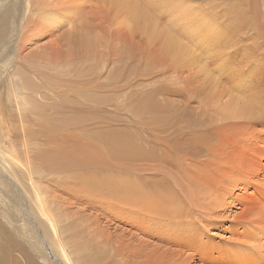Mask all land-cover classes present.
Instances as JSON below:
<instances>
[{
	"label": "rangeland",
	"instance_id": "1",
	"mask_svg": "<svg viewBox=\"0 0 264 264\" xmlns=\"http://www.w3.org/2000/svg\"><path fill=\"white\" fill-rule=\"evenodd\" d=\"M54 1L60 7L65 2L66 6L83 4V0ZM86 1L113 22L105 36L100 34L99 38L105 37L102 51L101 44L89 42L79 32V28H85V14L61 26L58 18L40 26L37 19L35 28L25 31L26 24L16 21L15 10L26 9L27 4L18 6L21 0H0V5H7L2 10L8 23L6 33L0 34V69L4 66L0 70V112L4 116L2 134L0 131V228L11 232L14 242L22 241L36 264H156L144 256L145 252L144 257L135 252L132 256L123 253L124 238L125 242L130 241L129 232L136 233L133 228L141 220L116 215L120 195H100L92 180L97 196L88 194L86 191L91 188L71 177L79 171H83L82 177L95 171L107 173L109 178L114 172L117 179L131 178L128 181L138 185L141 196L156 200L162 194H171V200H180L173 207L180 205L181 214L174 218L152 216L147 223L152 235L136 233L153 244L174 250L171 264H186V258L177 255V251L197 256L202 262L213 256L212 241L222 237L216 236L212 223L215 221L223 225L222 240L233 237L231 245L225 242V250L236 243L238 247L251 244L249 249L240 251L239 260L242 264H256L247 261L246 256L258 252L256 262L263 263L264 0H166L168 7H159L157 12L148 8L151 0H135L154 18L152 39L143 26L131 24L106 1L103 6L95 0ZM42 30L55 31L50 39L64 35L73 48L77 40L78 47L98 51L90 56L91 62L58 65L60 59L44 50L56 42L44 39ZM117 30L145 58L138 73L143 100H131L135 88L132 89L129 76L128 87H118L111 81L116 80L117 73L107 59L109 33ZM192 32L197 37L189 41ZM171 38L173 42L180 38L191 46L185 48L184 44L183 55L168 53L165 45ZM58 42L64 45V41ZM186 49L194 54V59L186 58ZM108 72L112 78L106 82L107 88L94 89L95 83L90 84L89 80L95 81L99 73ZM14 84L19 88L15 93ZM251 98H256L252 106L246 104ZM150 99L161 108L150 107ZM109 134L115 138L130 137L140 151L132 150L126 158L111 155L108 140L117 139H109ZM73 159L82 163L70 161ZM199 176L216 180V193L204 203L190 199L186 204V182ZM221 188L234 191V204L220 196ZM200 203L204 206L196 208L195 204ZM221 203L235 208L228 209V213L234 211L233 216L245 211L250 220L236 224L222 219L227 208L220 207ZM240 205L245 206L241 209ZM139 245L137 239L132 244Z\"/></svg>",
	"mask_w": 264,
	"mask_h": 264
},
{
	"label": "bare ground",
	"instance_id": "2",
	"mask_svg": "<svg viewBox=\"0 0 264 264\" xmlns=\"http://www.w3.org/2000/svg\"><path fill=\"white\" fill-rule=\"evenodd\" d=\"M17 1V0H16ZM92 1V0H91ZM97 4L100 5H104L106 4L105 1L107 3H109L110 5H112L115 9H118V12H121L125 15L126 18H128L129 20H131V24L134 23V26H143L144 30H147L149 33V37H153V34H155V32H153V30L155 29V22H154V18L151 16V14H149L147 11H145L144 9H142L141 7H139V5L136 3L135 0H132L129 3H125L123 0H95ZM65 2V7H60V5L58 4V2L54 1V0H21V2L19 3L18 6L22 5V4H27V8H18L15 10V15L16 13L18 14V18H16V21H19V23L22 24H26V27L24 28L25 31L31 30L32 28H35L34 24H37L36 20H39V26L41 23L45 24L46 20H51L53 22H55L56 18H58L60 20V26L64 25L65 23L69 24L70 20L73 18H78V16L80 15V17L85 14V18H83V20H87V22H85V28H79V32H83V36H85V38H87V40H89V42H95V44H101V50L104 48V42L103 40H105V37H100V34L104 35L107 34V30H109L110 24H112L111 22H108L105 18V16L102 14V12L100 11V9L98 10L97 8H95L94 6L92 7L90 5L89 2H87L86 0H83V4L82 3H78L74 6H66ZM166 0H151L150 1V7H148L150 10H154V11H158L159 7L162 6H167L168 4H166ZM94 4V2H93ZM7 5L2 3L0 5V14H1V18H0V34H5L6 30H7V15L3 14L5 10H2L6 7ZM177 7H181V5H177ZM164 8V7H163ZM87 9V10H86ZM49 10V11H46ZM104 10V9H103ZM164 10V9H163ZM61 11V13L59 12ZM87 11V12H86ZM105 11V10H104ZM39 13V14H38ZM120 14V13H118ZM242 14V13H241ZM14 15V16H15ZM123 16V15H122ZM50 17V18H48ZM65 17V18H64ZM239 17V16H238ZM123 18V17H122ZM243 18V17H242ZM124 19V18H123ZM155 20H157V18L155 17ZM241 20V18H240ZM239 21V20H238ZM237 21V22H238ZM248 21V20H247ZM47 24L49 23L48 21H46ZM241 22V21H239ZM72 23V22H70ZM110 23V24H109ZM46 24V25H47ZM42 25V24H41ZM128 25V24H127ZM126 25V26H127ZM131 27H133L131 25ZM127 30V28H125ZM131 29V28H130ZM129 29V30H130ZM133 29V28H132ZM128 30V32H129ZM134 30V29H133ZM43 31V30H42ZM41 31L42 37L44 39H47L48 41H50L51 43L56 42V44H54L53 46H50L49 48L44 49L45 51L50 52V55L54 56L56 55L60 60V62H58L57 64L59 65H64V64H75V63H88L91 62V58L90 56L94 55L95 52H97L98 50H87V49H83L80 48L76 45V43L78 42L77 40L74 41V48L72 47V43L71 41L65 37L64 35H62L60 37H55L53 39H50V37L52 36L51 34H53V32L55 33V31L53 30H46V31ZM127 32V33H128ZM140 32V31H139ZM142 32V31H141ZM138 33V32H136ZM140 34V33H138ZM147 34V35H148ZM142 35V34H141ZM190 35H192V37H190L191 40L189 41H194L196 39V35L195 33H191ZM195 36V39H194ZM13 36L10 37V39H12ZM109 37L111 39V47L108 50V55H107V59H108V63H113V66L116 68V76L115 79L116 80H112V74L111 72L105 73V74H98L97 78L95 81H92V79L89 80L90 84L91 83H95L94 84V89L96 90H104L105 88H107L106 86V82L109 81L111 79V81H115L114 83H116V85L118 84L120 86H126L127 85L132 84L131 86L132 89L135 88L134 90H132V94H131V100H143L144 95L143 94H139V71L140 68L142 66V62H145V58L142 57L141 53H139L136 49H134L132 47V45L130 44L129 39L124 35V33L121 30H117V31H111L109 33ZM150 37V38H151ZM9 38V37H8ZM7 38V39H8ZM149 38V39H150ZM10 39L8 40V45H10ZM152 39V38H151ZM154 39V38H153ZM188 39V38H187ZM59 40L64 41V45L60 46V43L58 42ZM188 42V41H187ZM17 44V43H16ZM184 44H185V48H187V46H191L188 43L184 42L182 43V41H180L177 39L175 42H173V38L169 39L168 41H166V45H165V51L168 53L171 52H179L183 55V48H184ZM38 52V51H35ZM20 54H21V48H20ZM87 57V58H86ZM90 58V59H89ZM186 58L188 59H194V54L192 52H190L188 49H186ZM189 63V62H188ZM197 63V60L195 59L194 64ZM118 66V68H117ZM90 66L85 67L84 69H88ZM4 66L1 67L0 70H3ZM79 72V71H78ZM75 72V73H78ZM128 72V74H127ZM4 73V72H3ZM6 74V73H5ZM128 76H129V83L128 82ZM7 75H6V79H7ZM104 82V84H99L97 82ZM124 82V83H123ZM123 84V85H122ZM131 86H129L131 88ZM30 87L32 88V86L30 85ZM115 87V86H114ZM111 88V87H110ZM129 88V89H130ZM12 89L13 92L15 93L16 91L19 90V88L17 87V85H12ZM128 89V88H126ZM117 91V90H116ZM102 92V91H101ZM20 95V94H19ZM127 97V95H126ZM149 98V97H148ZM252 99V98H251ZM106 100V99H105ZM237 100V99H236ZM241 100V99H240ZM244 100V99H243ZM249 100V99H246ZM238 101V100H237ZM256 101V98H253L251 101H247L246 104L252 106ZM241 102V101H240ZM139 103V102H135ZM141 103V102H140ZM148 105L150 107H159L157 105V103L155 102V100L150 99L147 101ZM240 105V104H239ZM164 106V105H163ZM256 106V105H255ZM260 106V105H259ZM138 107V106H137ZM140 107V106H139ZM161 108V107H159ZM157 108V109H159ZM237 108V107H236ZM160 111V110H159ZM140 110L136 111V115L137 113H139ZM254 112V111H253ZM147 113V112H146ZM159 113V112H158ZM157 114V113H155ZM235 114V113H234ZM240 114V113H239ZM154 115V113H153ZM251 115V114H250ZM249 115V117H250ZM244 116V115H243ZM248 116V115H247ZM264 116V115H263ZM3 114L0 112V131L3 128ZM246 118V116H245ZM251 118V117H250ZM154 120V119H153ZM157 124V123H156ZM154 125V124H153ZM189 125V124H188ZM155 126V125H154ZM165 131V130H164ZM196 132V131H195ZM108 133V132H107ZM185 133V132H184ZM193 133V132H192ZM2 134V131H1ZM7 135V133H4ZM196 134V133H195ZM191 135V134H190ZM198 135V134H197ZM200 135V134H199ZM109 139H117L115 141L112 140H108L109 144H110V153L111 155L114 156H125L126 154H128V152L134 150V151H140L138 150L137 147L138 144H136L135 141H133L132 139V143L130 142V137L124 136L122 138H115L114 136H112L111 134H109L107 136ZM1 138V137H0ZM4 139V138H3ZM12 139V138H11ZM11 139L10 142H11ZM101 139H106V138H101ZM138 139H136L137 141ZM165 140V139H164ZM180 140V139H179ZM202 140V139H201ZM194 141V140H193ZM7 142V141H4ZM100 142H104L100 141ZM107 142V140H106ZM134 142V143H133ZM201 142V141H200ZM12 143V142H11ZM14 143V142H13ZM114 143V144H113ZM163 143V142H162ZM187 143V142H186ZM185 143V144H186ZM190 143V142H189ZM204 143V142H203ZM206 143V142H205ZM208 143V142H207ZM1 144V143H0ZM7 144V143H6ZM108 144V143H107ZM164 144V143H163ZM170 144V143H169ZM196 144V143H194ZM202 144V142H201ZM10 145V144H9ZM114 145V146H113ZM133 145V146H132ZM140 145V144H139ZM187 145V144H186ZM1 146V145H0ZM8 146V144L6 145ZM113 146V147H112ZM173 146V144H172ZM3 147V145L1 146ZM103 147V145H102ZM101 147V148H102ZM182 147V146H180ZM192 147V146H190ZM195 148V147H194ZM202 148V146L200 147ZM12 149V146H11ZM131 149V150H130ZM190 149V148H189ZM197 149V148H196ZM183 150V149H182ZM188 150V149H187ZM132 151V152H134ZM191 151V150H190ZM189 151V152H190ZM161 152V151H160ZM183 152V151H182ZM192 152V151H191ZM202 151H199V153ZM109 153V154H110ZM187 153V152H186ZM193 153V152H192ZM136 154H138L136 152ZM176 154V153H175ZM181 154V153H180ZM191 154V153H190ZM256 154V153H255ZM73 155V154H72ZM186 155V154H185ZM184 155V156H185ZM201 155V154H200ZM68 156V155H67ZM129 156V155H127ZM125 156V158L127 157ZM213 156V155H212ZM136 157H138L136 155ZM72 158V157H71ZM108 158V155H107ZM124 158V157H123ZM130 158V157H129ZM145 158V157H144ZM171 158V157H170ZM202 158V157H201ZM131 159V158H130ZM135 159V158H134ZM140 159V158H139ZM184 159V158H183ZM125 160V159H124ZM202 160V159H201ZM74 163H77L80 165V163L82 162H78L76 161V159L70 160ZM89 161V160H88ZM98 161V159H97ZM131 161V160H130ZM129 161V162H130ZM136 162V161H135ZM229 162V161H228ZM98 163V162H97ZM127 163V162H126ZM131 163V162H130ZM230 163V162H229ZM103 165V164H102ZM192 165V164H191ZM233 165V164H232ZM236 165V164H234ZM233 165V166H234ZM85 166V164H84ZM93 166V165H92ZM194 166V165H193ZM207 166V165H206ZM67 167V166H66ZM81 167V166H80ZM192 167V166H191ZM236 167V166H234ZM209 168V167H208ZM210 169V168H209ZM236 169V168H235ZM79 170V169H78ZM84 170V169H83ZM223 170V169H222ZM195 171V170H194ZM204 171V170H203ZM82 172L83 171H79L77 173H74V175H72V181L81 184V186H89L91 188V190L86 191L88 194H92L97 196L94 188H93V182L94 184L97 185V188L99 187V190L97 193H100V195L103 196L104 192H109V194H118L120 195L119 199H118V203L119 205L121 204V207L118 208V214H116L117 216L120 215L119 217H125L128 220L131 221H138V219L140 218L141 223L140 225H136V228L134 231L140 235H143L144 237H149L150 233L152 235V232L149 230L150 225L147 223H150L149 221L152 220V216H157V217H171L174 218L175 216L181 214V207L176 206L175 208L173 207L174 204H176L178 201H180L177 197H175V200H171L174 199V197H169L166 194H162L158 197V199L155 200L154 197L151 196H141L139 193V187L138 185H136L135 182L132 181H128L131 178H129L128 180L122 178V179H117L116 178V174H114V172L109 175V178H107L105 175H107V173L105 175H102V173L100 172H92L91 175L87 176L85 174V177H82ZM91 172V171H90ZM127 172V171H126ZM189 172V171H188ZM207 171H205L204 173H206ZM210 172V171H209ZM229 172V171H228ZM128 174L130 172H127ZM202 173V172H201ZM227 173V172H226ZM230 173V172H229ZM259 173V172H258ZM72 174V173H71ZM190 174V173H189ZM239 174V173H238ZM194 175V173L192 174ZM191 175V176H192ZM210 175V174H209ZM224 175V174H223ZM246 175V174H245ZM250 175V174H249ZM84 176V175H83ZM104 176L108 179V181L106 179H104ZM118 176V175H117ZM134 176V174L132 175ZM248 176V174H247ZM261 176V175H260ZM87 177V178H86ZM188 177V176H187ZM194 177V176H193ZM192 177V178H193ZM196 177V176H195ZM203 178V176H199V178H195V179H189L186 182V204L187 202H191L190 199L195 200L196 202H201L204 203V199H211L210 197H212V194L214 191V184L216 183V180L211 179L210 176H205L206 178ZM216 177V176H215ZM239 177V176H238ZM244 177V176H243ZM249 177V176H248ZM119 178V177H118ZM241 179V178H240ZM248 179V178H247ZM262 179V178H261ZM92 180V181H91ZM132 180V179H131ZM220 180V179H219ZM243 180V179H242ZM135 181V180H134ZM225 181V180H224ZM249 182V181H248ZM259 182V181H258ZM242 183V182H241ZM261 184H264V180H261ZM236 185V184H235ZM80 186V185H79ZM229 186V185H226ZM96 188V187H95ZM229 188V187H228ZM239 190V189H238ZM217 191V190H216ZM170 193V192H169ZM216 193V192H215ZM218 193H220V196L226 199H231L230 203L234 204L235 200V195H233L234 191H229L227 190V188H221L218 190ZM168 194V193H167ZM210 195V197H208ZM219 195V194H218ZM93 197V196H92ZM217 197V196H216ZM91 198V197H90ZM94 198V197H93ZM219 198V197H218ZM97 199V197H96ZM215 199V198H214ZM213 199V200H214ZM248 201V198L245 199ZM95 201V200H94ZM96 202V201H95ZM238 201H236V203H238ZM244 202V199H243ZM116 203V202H115ZM200 203V205H196V208H199L202 206V204ZM117 204V203H116ZM190 204V203H189ZM188 204V205H189ZM206 204V203H205ZM211 204V203H210ZM241 204V203H240ZM209 205V204H208ZM238 205V204H237ZM94 206V205H93ZM116 206V205H115ZM204 206V205H203ZM202 206V207H203ZM222 206H226L227 208V212L225 213L226 216L225 217H221L224 220H229L232 221V223H240V222H245L247 220H250V217L244 212L239 213L238 215L233 216L234 211H231L230 213H228V209L231 207L230 204H226V203H221L220 207ZM241 209L242 206L245 205H240ZM201 207V208H202ZM212 207V206H211ZM214 207L217 209L218 206L214 205ZM263 207V206H262ZM261 207V208H262ZM200 208V209H201ZM210 208V207H209ZM199 209V210H200ZM187 210V209H186ZM229 210H235V208H230ZM238 210V209H237ZM203 210H200V212L202 213ZM217 211V210H216ZM219 211V210H218ZM242 211V210H241ZM185 212V211H184ZM187 212V211H186ZM210 212V211H209ZM75 213V212H74ZM188 213V212H187ZM190 213V212H189ZM77 214V213H76ZM80 214V213H79ZM210 214V213H209ZM213 214V213H212ZM224 214V215H225ZM257 214V213H256ZM115 215V214H114ZM198 215V214H197ZM217 215V214H216ZM187 216V214H186ZM179 217V216H178ZM211 217V216H210ZM76 218V217H74ZM143 218V219H142ZM187 218V217H186ZM213 218V217H212ZM220 217H218L219 220ZM264 218V215L261 217V219ZM113 219V218H112ZM116 219V218H114ZM182 219V217H181ZM203 219V218H202ZM76 220V219H75ZM185 220V219H184ZM259 222V219H257ZM121 221V220H120ZM146 221L144 224H142V222ZM188 221V220H187ZM253 221V220H252ZM251 221V222H252ZM264 221V219H263ZM256 222V223H258ZM261 222V221H260ZM190 223V222H188ZM205 223V222H204ZM213 224L215 223V227L216 230L218 232V234H216V236L220 237H225L223 235V225L222 223H219V221H215L212 222ZM69 224V223H68ZM142 224V225H141ZM193 224V223H192ZM235 224V226H236ZM262 224V223H261ZM135 226V223L132 224ZM231 225V224H230ZM241 225V224H240ZM251 226V224H249ZM248 225V228L250 227ZM259 225V224H258ZM208 226V224H207ZM234 225L231 226V230L234 232ZM244 226V225H242ZM247 226V225H246ZM206 227V226H205ZM238 227H240L238 225ZM259 227V226H258ZM76 228V227H75ZM132 228V227H131ZM243 228V227H242ZM247 228V227H245ZM255 228V227H254ZM262 229V226L259 227V229ZM67 230V229H66ZM243 231V230H242ZM228 232V231H227ZM232 232V233H233ZM241 232V231H240ZM11 233V232H10ZM9 232L5 231L4 229L0 228V264H36L34 259L30 256L27 248L25 247L24 243L22 241H19L17 243L14 242L15 240H12L13 238L11 237V234ZM130 235L132 236V238H129L130 241L125 242V238H124V246L126 247L125 251H123V253L129 254L130 256H132L133 252H135V254L137 255H142V253L145 252V257L148 259H153V261L156 264H171L172 259L174 258L172 256V254H175L174 250L169 249V248H165L163 246H159L156 244H153L150 241H147L146 239H143L141 237H139L136 233H132L129 232ZM16 235V234H15ZM207 236V235H206ZM215 236V237H216ZM227 236V235H226ZM121 237V236H120ZM119 237V239H120ZM222 237L219 238V241H217L218 239H213L212 241V246L210 247L213 251V256H209L206 259H203V262L205 264H242L241 261L239 260V255H240V251H244V248L249 249L250 245L248 244V242H246L249 246H242V240L241 242L238 240V242L242 243V247H238L237 243L235 244L237 247L231 248V247H227V249L225 250V242L229 245H231L232 241L231 239L227 240L226 238H224V240H222ZM238 238V236H236ZM235 238V240H237ZM228 238V237H227ZM139 241L140 245L139 246H132L133 243H135V241ZM194 239V238H193ZM240 239V238H238ZM242 239V238H241ZM245 239V238H244ZM243 239V240H244ZM246 241V239L244 240ZM252 241V240H251ZM120 242V240H119ZM205 242V241H204ZM237 242V241H235ZM233 243H234V239H233ZM246 244V245H247ZM233 245V244H232ZM196 245L193 246V248H195ZM205 246V245H204ZM177 247V246H176ZM187 248V247H186ZM198 248V247H197ZM196 248V249H197ZM251 249V248H250ZM195 250V249H194ZM198 250V249H197ZM252 250V249H251ZM191 251V250H190ZM211 251V253H212ZM198 252V251H197ZM203 252V251H202ZM249 252V251H247ZM253 252V251H250ZM192 253V252H191ZM210 253V254H211ZM177 255H181L184 256L186 258V264H197V262L199 264H202L203 262L201 261V258L198 259L197 256H193V255H188L187 253L184 254L181 251H177L176 253ZM205 254L206 251H205ZM252 254V253H249ZM135 255V256H137ZM143 256V257H144ZM118 257V256H117ZM142 257V258H143ZM206 257V256H205ZM88 258V257H87ZM92 258V257H91ZM95 258V257H94ZM93 258V259H94ZM99 259V258H98ZM97 259V260H98ZM140 259V258H139ZM92 261V260H90ZM112 262V261H111ZM141 262V261H140ZM139 262V263H140ZM144 262V261H143ZM113 264V263H111ZM256 264H261L259 262H256Z\"/></svg>",
	"mask_w": 264,
	"mask_h": 264
},
{
	"label": "crops",
	"instance_id": "3",
	"mask_svg": "<svg viewBox=\"0 0 264 264\" xmlns=\"http://www.w3.org/2000/svg\"><path fill=\"white\" fill-rule=\"evenodd\" d=\"M255 256H258V257H260V255L258 254V252H254V255L252 256V254H250V255H247L246 256V260L247 261H250L251 263H256V259H255ZM260 259V258H259ZM261 261V260H260ZM242 263V262H241ZM261 263V262H260ZM261 264H264V262L263 263H261Z\"/></svg>",
	"mask_w": 264,
	"mask_h": 264
}]
</instances>
